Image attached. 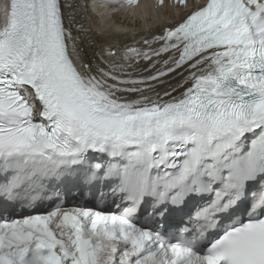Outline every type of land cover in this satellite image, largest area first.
I'll list each match as a JSON object with an SVG mask.
<instances>
[{
	"label": "snow or ice",
	"instance_id": "snow-or-ice-1",
	"mask_svg": "<svg viewBox=\"0 0 264 264\" xmlns=\"http://www.w3.org/2000/svg\"><path fill=\"white\" fill-rule=\"evenodd\" d=\"M180 3L0 5V264H264V0Z\"/></svg>",
	"mask_w": 264,
	"mask_h": 264
},
{
	"label": "bare ground",
	"instance_id": "bare-ground-1",
	"mask_svg": "<svg viewBox=\"0 0 264 264\" xmlns=\"http://www.w3.org/2000/svg\"><path fill=\"white\" fill-rule=\"evenodd\" d=\"M139 1V0H138ZM138 7H128V12H132L134 15L139 16L137 19L131 21L127 27H119L115 26L113 28H120L128 31L137 30L140 32H143L146 27L150 24H153L154 18H156V14L158 11H156V0H141L138 3ZM161 7H166L165 5H161ZM167 7H171V4H168ZM179 10L176 9V12ZM126 17H129V15L126 14ZM111 19L115 22L119 21V17L117 14L111 16ZM163 19H173V16L170 14L163 15ZM101 25L105 28L108 27V25L105 23V20L100 22ZM105 39H110V37H105Z\"/></svg>",
	"mask_w": 264,
	"mask_h": 264
}]
</instances>
